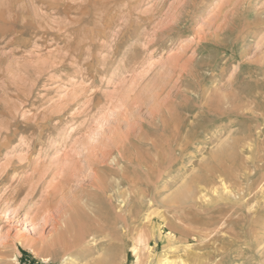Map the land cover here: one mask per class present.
I'll return each mask as SVG.
<instances>
[{
    "label": "rangeland",
    "instance_id": "374dc122",
    "mask_svg": "<svg viewBox=\"0 0 264 264\" xmlns=\"http://www.w3.org/2000/svg\"><path fill=\"white\" fill-rule=\"evenodd\" d=\"M166 258L264 264V0H0V264Z\"/></svg>",
    "mask_w": 264,
    "mask_h": 264
},
{
    "label": "bare ground",
    "instance_id": "6f19581e",
    "mask_svg": "<svg viewBox=\"0 0 264 264\" xmlns=\"http://www.w3.org/2000/svg\"><path fill=\"white\" fill-rule=\"evenodd\" d=\"M187 11V10H186ZM245 28V27H244ZM222 29V28H221ZM245 31V30H244ZM195 72V71H194ZM203 89H204V86H203ZM209 89V88H208ZM212 89V88H211ZM233 90V89H232ZM205 91V89L203 90V92ZM201 98H202V102H204L205 101V103H201V108L202 109H205V110H208V111H212V112H215V113H223V111H226V112H233V111H238V107H239V105H240V102L237 100L238 98H237V96H236V94H234L232 91L229 93V94H227V95H225V96H223V97H219L217 94H216V92H214V91H210V90H207V88H206V91L204 92V93H202L201 92ZM241 100V99H240ZM223 106H227V108L226 109H223ZM249 107H251V106H249ZM248 107V109H250ZM170 110V109H169ZM200 111H201V109H200ZM223 115V114H222ZM217 117V116H216ZM221 117V116H220ZM180 134V133H179ZM175 141V140H174ZM176 142V144H177V141H175ZM179 142V141H178ZM152 145V144H151ZM119 149V148H118ZM117 150V149H116ZM183 150V149H182ZM123 152V151H122ZM104 153V152H103ZM124 154V153H123ZM167 154V153H166ZM154 156V155H153ZM156 157V156H155ZM130 160V159H129ZM122 161V159L121 160H119L118 161V165H120V162ZM98 163V162H97ZM116 164H117V162H116ZM133 164V163H132ZM100 165V164H99ZM154 170V169H153ZM98 172V171H97ZM72 177H73V175H72ZM123 177V176H122ZM200 177V176H199ZM103 178H105V177H103ZM102 178V176L99 178L100 180L101 179H103ZM124 178V177H123ZM203 178V177H202ZM125 179V178H124ZM201 179V178H200ZM105 180V179H104ZM203 180V179H202ZM206 180V179H205ZM119 181V180H118ZM129 181H130V179H129ZM197 181V180H196ZM101 184L103 185V180H101ZM105 182H107L106 180H105ZM202 182H206V181H202ZM127 183V182H126ZM129 183V182H128ZM127 183V184H128ZM134 183V182H133ZM187 183V182H186ZM190 183V182H189ZM106 184V183H105ZM133 185V184H132ZM131 185V186H132ZM120 186H122V184L121 185H119L118 187H117V190H116V195H115V200H117L118 202H122V205H124L125 203H124V201H125V193L122 191V189L120 188ZM134 186V185H133ZM189 186V185H188ZM99 187V186H98ZM101 187H103V186H101ZM107 187V186H106ZM128 187V186H127ZM104 188V187H103ZM130 188V187H129ZM136 188H137V185H136ZM133 189V188H132ZM132 189H130V191H128L129 193H131L132 194V191H134V189L132 190ZM104 190H106L105 188H104ZM127 190V189H126ZM138 191V190H137ZM183 193H190V187H186V188H184V190H183ZM192 193V192H191ZM134 194H136V192L135 193H133V195ZM139 194V193H138ZM179 194V193H178ZM47 195V194H46ZM139 195H141V194H139ZM175 196H177V194L175 195ZM187 196V195H186ZM176 198V197H175ZM50 199V198H49ZM169 199H170V197H169ZM192 199V198H191ZM111 200H113L112 198H111ZM50 201V200H49ZM165 202H167L166 201V199H165ZM46 203V202H45ZM169 203V202H168ZM47 204V203H46ZM46 207V206H45ZM117 208H119V207H117ZM120 208H122V207H120ZM119 208V209H120ZM125 210V209H124ZM68 211V210H67ZM135 213V212H134ZM124 217V216H123ZM149 217V216H148ZM114 218H115V221L114 222H116V223H118V224H121L122 223V221H123V219H122V216L121 215H119V216H117V217H114L113 216V220H114ZM140 220V219H139ZM137 221V220H136ZM146 222V221H145ZM115 224V223H114ZM117 224V225H118ZM56 226H57V224H55ZM116 225V226H117ZM111 227H112V225H111ZM113 228V227H112ZM171 229V228H170ZM73 221H72V219H66V220H64V227H61V229H57V237H56V239H55V242L56 241H58L59 242V244H61V246H62V249L65 251V256H67V259L66 260H68V258L71 256V253H72V249H74V248H76V247H78V242H79V240L81 239V241L83 240V237H81V238H79V234L77 235L76 233H73ZM114 230H115V228H114ZM143 230V229H142ZM146 230V229H145ZM116 231V230H115ZM134 232V231H133ZM142 232V231H141ZM140 232V233H141ZM149 232V231H148ZM161 232V231H160ZM75 234V235H74ZM189 235V234H188ZM140 236H142V234L140 235ZM139 236V237H140ZM152 236V235H151ZM89 238V237H88ZM200 238V237H199ZM198 239V238H197ZM196 239V240H197ZM142 242V239H140L139 240V242ZM138 242V243H139ZM80 243V242H79ZM142 244H143V242H142ZM137 245V244H136ZM140 245V244H139ZM138 245V246H139ZM60 246V245H59ZM79 248V247H78ZM136 249V248H135ZM133 250V254H136V250ZM142 252V251H141ZM139 259V258H138ZM65 261V260H64ZM137 261V260H136ZM139 261V260H138ZM170 260L168 259V258H166V259H164L163 260V262L161 263V264H167L168 262H169ZM211 261V260H210ZM210 261H209V263H210ZM143 262V261H142ZM171 262V261H170ZM212 262V261H211ZM213 262H214V260H213ZM217 262V261H216ZM136 264V263H135ZM171 264V263H170ZM214 264H217V263H214Z\"/></svg>",
    "mask_w": 264,
    "mask_h": 264
},
{
    "label": "trees",
    "instance_id": "16d2710c",
    "mask_svg": "<svg viewBox=\"0 0 264 264\" xmlns=\"http://www.w3.org/2000/svg\"><path fill=\"white\" fill-rule=\"evenodd\" d=\"M23 253L26 255V252L23 251Z\"/></svg>",
    "mask_w": 264,
    "mask_h": 264
}]
</instances>
